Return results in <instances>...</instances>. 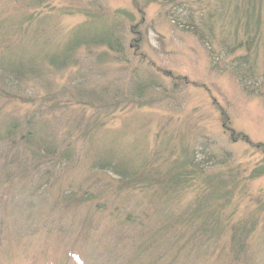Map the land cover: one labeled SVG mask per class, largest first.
Here are the masks:
<instances>
[{"label": "rangeland", "instance_id": "1", "mask_svg": "<svg viewBox=\"0 0 264 264\" xmlns=\"http://www.w3.org/2000/svg\"><path fill=\"white\" fill-rule=\"evenodd\" d=\"M180 3L0 0V264H264V0Z\"/></svg>", "mask_w": 264, "mask_h": 264}, {"label": "trees", "instance_id": "2", "mask_svg": "<svg viewBox=\"0 0 264 264\" xmlns=\"http://www.w3.org/2000/svg\"><path fill=\"white\" fill-rule=\"evenodd\" d=\"M180 2H181V0H160L161 7L165 8V10H166V7H168L171 4L168 7V10L166 11V15L170 18V20H172L174 22H179V20H181L180 15H178V13H177L179 8L182 11H184L185 13L187 12L186 15L184 14V16L182 18L183 19V21H181L182 24L186 25L188 28H190V30L195 35V37H197L202 43L206 42L207 39L205 38L204 32H202V30H200L199 27L197 26V24H195V22H194L195 19L193 18V15H192L193 13H191V11L186 8V5H183V3H180ZM172 4H175V5H172ZM166 5H168V6H166ZM86 43H87V45H89V44L106 45L109 48V50L116 52V53H118V51L120 49L119 43L118 44L116 43V38L112 35V32L105 30V31H102L101 33H99L98 35L93 36V38L89 37V39H87V38L84 39V37H81V38L75 37V38L69 40V42H67L65 52L63 54V58H64V55L67 54L66 51H69V49L74 48V47H78L81 44L84 45ZM239 46L240 47L243 46V48L246 51V55H248V56L244 55V56L239 57L237 59V63L232 66L233 73L237 76L238 82L240 83L241 86H243V88L246 91L248 90V88H250L248 90L249 94L257 93L259 96L264 97V74H262V76L258 75L254 61L251 60L253 57L252 41L247 40L246 43H239L237 45V47H239ZM52 62H54V61H52ZM17 67H18V71L26 70L25 68H23L24 66H17ZM25 72H27V71H25ZM13 124H10L5 129L6 130L5 141L8 139L9 134L14 133V131H13L14 125ZM19 140L26 146L35 145L37 148H40L41 142H38L37 139L34 138L33 133L30 130H28L26 133L22 134L20 136ZM47 151L51 152V150H47ZM263 151H264V149H263ZM184 162H186L187 164H185L184 167H183V165L178 166V168H177L178 172L177 173H180L181 171L184 173L188 170L187 176L184 173L183 175L179 174V176L177 178V177H173V176H177L174 174L172 176V178L168 179L171 186H176L177 184H180V183L183 184V181L185 183H187L189 177H191V176L205 175V173L201 170L202 166H199L195 163V156L191 152L189 154L186 153L185 161L183 160L180 163H184ZM109 167L110 166H108V165L106 166V168H109ZM114 173L119 175L120 177L124 176V173L122 171L120 173V172H117L115 170ZM217 191L218 190L215 188L213 190V194ZM233 230H235V229H233ZM73 258L75 259L74 256H73ZM76 260L81 261V263L83 262L82 260H79V258H77Z\"/></svg>", "mask_w": 264, "mask_h": 264}]
</instances>
